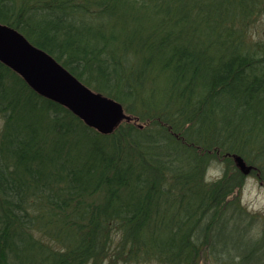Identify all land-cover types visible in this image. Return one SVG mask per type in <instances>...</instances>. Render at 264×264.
Here are the masks:
<instances>
[{"label":"trees","instance_id":"obj_1","mask_svg":"<svg viewBox=\"0 0 264 264\" xmlns=\"http://www.w3.org/2000/svg\"><path fill=\"white\" fill-rule=\"evenodd\" d=\"M263 15L264 0H0V22L131 116L102 133L0 61V264H264V219L251 233L229 198L234 154L264 183Z\"/></svg>","mask_w":264,"mask_h":264},{"label":"water","instance_id":"obj_2","mask_svg":"<svg viewBox=\"0 0 264 264\" xmlns=\"http://www.w3.org/2000/svg\"><path fill=\"white\" fill-rule=\"evenodd\" d=\"M0 61L19 73L36 92L68 107L102 133L112 132L122 119L131 118L120 101L89 87L48 51L2 22ZM234 159L244 174L252 170L241 155L235 154Z\"/></svg>","mask_w":264,"mask_h":264},{"label":"rangeland","instance_id":"obj_3","mask_svg":"<svg viewBox=\"0 0 264 264\" xmlns=\"http://www.w3.org/2000/svg\"><path fill=\"white\" fill-rule=\"evenodd\" d=\"M261 26H263L264 28V15L260 23V27ZM262 34L264 35V29L262 30ZM1 122L2 121L0 118V125H1ZM247 164L252 165L248 162ZM211 166H212L211 168L215 167V165H211ZM221 171L222 170L220 168L216 172L210 171L208 172V176L213 177V175H219ZM233 197H238L240 203L246 208V210H248L251 214H253L252 217L254 219V224H253L254 227L251 233L255 235H260L261 225L264 219V183L261 182L259 178L257 177L256 173L251 170L249 173L245 174L243 182L236 189L233 195H231L229 198H233ZM205 254L203 255V258H202V261L204 262V264H206L207 262V259H206L207 254L206 256ZM116 264H167V263H164L156 259L124 261L123 258H120L118 261H116Z\"/></svg>","mask_w":264,"mask_h":264}]
</instances>
